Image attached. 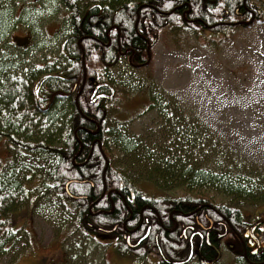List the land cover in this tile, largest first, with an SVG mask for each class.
I'll return each mask as SVG.
<instances>
[{"label":"trees","instance_id":"obj_1","mask_svg":"<svg viewBox=\"0 0 264 264\" xmlns=\"http://www.w3.org/2000/svg\"><path fill=\"white\" fill-rule=\"evenodd\" d=\"M61 3L71 31L62 42L60 63L22 76L6 72L0 55V140L16 152H36L49 164L20 174L11 156L10 173H0V252L13 239L14 217L26 209L25 220L32 204L55 197L76 212L73 233L91 238L112 233L119 253L137 264L153 254L165 264H189L195 258L216 263L229 235L241 245V264H264V212L253 220L237 205L263 203V183L191 167L169 149V158H157L129 132L108 126L118 95L110 70L123 56L131 57L132 65L145 66L166 27L227 36L232 28L264 22L263 7L254 0ZM5 12L0 10V41L9 27ZM155 104L151 98L146 107L158 108ZM161 116L170 119L167 112ZM186 135L187 143L199 137L196 130ZM111 145L139 164L155 189L120 169ZM175 187L183 188L185 196L159 194ZM204 191L237 203L215 202Z\"/></svg>","mask_w":264,"mask_h":264},{"label":"rangeland","instance_id":"obj_2","mask_svg":"<svg viewBox=\"0 0 264 264\" xmlns=\"http://www.w3.org/2000/svg\"><path fill=\"white\" fill-rule=\"evenodd\" d=\"M254 1L264 9V0ZM0 10L9 12V27L0 41L6 72L24 76L60 63L62 42L71 31L61 0H0ZM26 35L29 45L19 46L14 38ZM151 59L147 66L135 67L123 56L110 70L118 95L108 126L129 132L157 158H169V149L191 167L264 184V22L232 28L227 36L168 26L152 48ZM151 98L158 108L146 107ZM189 130L199 137L187 143ZM110 151L116 165L136 183L154 188L139 164L114 145ZM11 156L20 174L49 168L36 152H16L0 140L2 175L10 173ZM159 192L185 196L180 187ZM204 192L215 202L237 203L218 192ZM237 205L253 220L264 212V202ZM31 209L25 220L26 209L14 217V236L0 252V264L138 263L119 253L112 233L99 232L94 239L73 233L76 212L59 198L43 199ZM226 242L219 261L211 264H241L238 239L229 235ZM143 264L165 263L153 254ZM189 264L203 263L195 258Z\"/></svg>","mask_w":264,"mask_h":264},{"label":"water","instance_id":"obj_3","mask_svg":"<svg viewBox=\"0 0 264 264\" xmlns=\"http://www.w3.org/2000/svg\"><path fill=\"white\" fill-rule=\"evenodd\" d=\"M21 44H22V45H27V44H28V40H27V39H24V40L22 41ZM84 83H85V81H84ZM84 83H83V85H82V88H83V86H84ZM82 88H81L80 92L78 93V96H77V98H76V101L78 100V97H79V95H80V93H81V91H82ZM145 237H147V235H146ZM145 237H144V238H145ZM144 238L141 239L140 242L143 241Z\"/></svg>","mask_w":264,"mask_h":264}]
</instances>
